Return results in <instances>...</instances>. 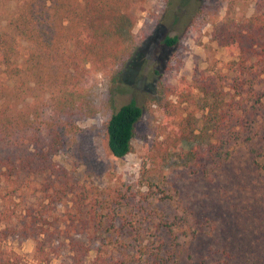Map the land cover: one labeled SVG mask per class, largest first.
<instances>
[{"label": "trees", "instance_id": "16d2710c", "mask_svg": "<svg viewBox=\"0 0 264 264\" xmlns=\"http://www.w3.org/2000/svg\"><path fill=\"white\" fill-rule=\"evenodd\" d=\"M19 2L15 14L0 31V201L5 199L1 185L24 191L30 185L19 186L23 179L39 177L42 182L36 191V206L18 215L15 226H7L11 219L0 211V224H5L0 229V264L20 262L1 245L6 238L33 240L38 264L46 262V246L58 257H65L61 264H264V168L257 160L262 152L256 144L249 148L243 167L251 174L253 197L231 205L251 210L250 215L244 212L238 218L216 210L220 225L210 233L212 245L202 238V232H197L199 228L187 236L192 226L189 219L178 216L169 220L162 216L164 229L157 232L159 247L154 256L142 244L143 230L106 225L109 214H117L115 207L126 204L128 189L122 192L117 188L85 187L52 159L64 147V137L71 130L70 119L92 112L85 89L92 80V71L107 73L114 83L127 68L138 44H126V40L134 14L144 0ZM252 7L249 17L211 23V40L235 55L226 63L236 73L231 87L235 95L251 94L256 85L264 92V0H252ZM176 40L164 37L162 43L173 46ZM21 42L26 44L27 52L19 57ZM200 91L205 96L212 95L213 87L202 85ZM219 95L214 94L207 105L201 132L194 134L187 118L171 127L155 145L159 155L148 156L153 167L165 164L173 155L185 167L203 174L227 161L231 145L251 144L264 131V110L260 112L256 106L246 109L240 103L233 107L231 102L221 103ZM107 104L112 108L111 98ZM141 113L133 102L112 109L105 136L113 158L130 153L134 126ZM245 129L247 135L242 137ZM194 141V145L184 148ZM242 176L240 173L231 180L237 178L236 182L241 183ZM63 201L69 207L60 214L57 205ZM200 213L201 218L208 217ZM179 218L185 228L174 232L171 226ZM163 236L168 238L172 251L161 249ZM202 243L209 245L207 250ZM214 247L218 249L210 250ZM184 252L193 255L186 258L182 256Z\"/></svg>", "mask_w": 264, "mask_h": 264}, {"label": "rangeland", "instance_id": "374dc122", "mask_svg": "<svg viewBox=\"0 0 264 264\" xmlns=\"http://www.w3.org/2000/svg\"><path fill=\"white\" fill-rule=\"evenodd\" d=\"M181 1L144 0L134 14V23L126 40V44H138L127 68L114 83L109 81L107 73L92 71V80L85 86L92 112L79 113L70 119L71 130L64 137V147L52 158L80 185L99 190L117 188L122 192L128 189L126 204L115 207L117 214H109L106 225L128 230L133 226L143 230L142 244L152 256L159 247L157 232L164 229L161 227L162 216L169 220L178 216L189 219L192 226L187 236L199 228L197 232H202V238L209 241L214 227L220 225L217 211L238 218L244 212L250 215L251 210L231 205L240 199L251 200L253 197L251 174L243 171L251 145L261 147L262 156L257 160L264 168L263 130L251 144L231 145L227 161L203 174L185 167L173 155L165 164L155 167L149 160V154L159 155L155 145L164 139L179 119L187 118L194 134L201 132L202 118L216 93L220 94L221 103L231 102L233 107L240 103L246 109L256 106L260 112L264 110L261 86L251 88L254 94H234L231 87L236 73L226 63L233 61L235 55L211 40L213 21L219 23L225 18L249 17L253 11L252 0ZM19 4V0H0V31L15 14ZM164 37H176V43L173 46L164 45ZM26 52L27 46L21 42L19 57ZM208 84L213 87V94L205 96L200 87ZM110 98L112 108L107 104ZM129 102L139 106L142 113L134 126L130 153L117 159L107 150L105 126L112 109ZM233 113L238 114L239 111ZM246 135L245 129L242 137ZM195 143L183 146L187 149ZM240 173L243 174L241 183L236 182L237 178L231 180L234 176L239 177ZM41 182L39 177L23 179L19 186L23 187L24 183L30 185V189L24 191L1 185L4 186L2 194H5V199L0 201V211L11 219L7 226H15L18 215H22L26 208L36 206L39 200L36 191ZM67 207L69 204L63 201L61 206L57 205L56 211L61 214ZM200 212H205L208 217L201 218ZM4 226L1 223L0 229ZM171 228L174 232L184 229L182 219H174ZM163 242L161 249L172 251L167 237L163 236ZM202 244L207 246L205 250L212 245L210 241L209 245ZM1 245L19 258L18 264H38L33 240L6 238ZM216 249L218 247L210 250ZM44 253L46 262L42 264H61L65 258L58 257L48 246L44 247ZM188 254L193 255L184 252L182 256L188 258ZM215 256L226 260L220 254Z\"/></svg>", "mask_w": 264, "mask_h": 264}]
</instances>
